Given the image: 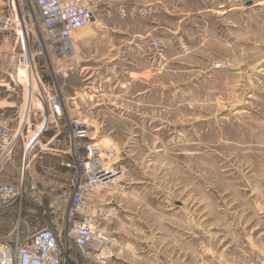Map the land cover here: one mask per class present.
Masks as SVG:
<instances>
[{"label": "rangeland", "instance_id": "374dc122", "mask_svg": "<svg viewBox=\"0 0 264 264\" xmlns=\"http://www.w3.org/2000/svg\"><path fill=\"white\" fill-rule=\"evenodd\" d=\"M100 2L117 3L131 33L147 36L102 34L97 21L78 34L75 58L60 63L77 69L57 74L67 115L55 130H68L69 116L88 121L92 138L117 146L122 167L118 183L93 193L113 257L72 254V264H240L264 253V0ZM9 54L0 43V111L12 122L24 100L8 90ZM37 61L47 78L56 71L49 57ZM110 61L115 74L106 72ZM49 136L36 158L28 155L26 172L44 192L30 198L46 218L54 182L64 193L75 178L72 145L71 171L60 176L50 148L65 142ZM21 144L2 181L18 182ZM4 218L0 231L8 232L15 217Z\"/></svg>", "mask_w": 264, "mask_h": 264}, {"label": "built area", "instance_id": "2783aa9c", "mask_svg": "<svg viewBox=\"0 0 264 264\" xmlns=\"http://www.w3.org/2000/svg\"><path fill=\"white\" fill-rule=\"evenodd\" d=\"M30 1L31 5L27 0H0V43L10 47L8 90L22 92L23 103L28 100L26 91L30 93L29 104L24 107L22 103L12 122L8 120V109L0 111V174L13 160L20 141L23 150L18 182L0 179V218L9 214L15 217L8 232L0 231V264H72V254L83 261L104 263L114 255V239L101 225L105 211L94 203L93 193L96 187L120 181L122 167L117 146L92 138L88 130L94 127L91 123L69 116L66 128L73 148L75 178L71 191L60 193L52 189L49 193L53 198L49 218L45 217L43 207L36 206L30 198L33 194L39 200L44 192L34 176L26 173L28 155L36 150L49 129L57 127L67 115L57 74L77 69L60 63L68 64L75 58L78 34L97 21L95 8L91 0ZM32 27L41 29L44 38ZM151 47L159 49V42L153 40ZM41 57H49L55 64L56 71L48 78L42 72L44 66L38 64ZM105 69L109 74L117 72L112 61ZM28 141L33 144L29 152ZM76 144L82 150L79 156L75 153ZM240 264H264V253Z\"/></svg>", "mask_w": 264, "mask_h": 264}, {"label": "crops", "instance_id": "0c3cea01", "mask_svg": "<svg viewBox=\"0 0 264 264\" xmlns=\"http://www.w3.org/2000/svg\"><path fill=\"white\" fill-rule=\"evenodd\" d=\"M91 1L94 5V8H95V14H96L97 21L103 23V25H104L102 27V30H100L98 28L99 33H102V34H103V32H106L107 34L111 33V32L112 33L113 32L114 33H125V36H129V37L147 36V35L141 34V33H137V34L131 33L130 25L128 23V21H130V20L128 19L127 15H125L123 13L121 14V11H119L118 8L115 9L117 6V3L111 4V6L107 7V6H103V4L100 2L102 0H91ZM126 48L128 50L134 51L136 49V46L129 45ZM48 133H50V136H49L50 138H53L54 140L56 138L63 139V141L65 142L64 146L59 145L58 147H56L55 142H53V144H52L53 146H51V148L48 147L51 150H53L56 157H58L57 158V162L59 163L58 174L60 176H62L65 173L70 172L71 171L70 168L72 167V166H70L71 161L69 160V156H70L69 130L66 129L63 131H60V130L57 131V130H55V128H53L51 131L47 132L46 134H48ZM44 136H43V138H44ZM49 143H48V145H49ZM32 147H33V144L29 143L28 148L31 150ZM37 149L38 148H36V150L33 152V154H31V155H33L34 158H36L37 155H39L38 152L41 151V150L37 151ZM44 150H48V149L44 148ZM22 151L23 150H21L20 154L22 153ZM18 154H19V152L16 153V155H18ZM35 179H36V175H35ZM37 181H36V183H37ZM52 187H53V189L58 190L60 188L59 181L54 182ZM3 219H5V218H3V217L0 218V224L2 223Z\"/></svg>", "mask_w": 264, "mask_h": 264}, {"label": "bare ground", "instance_id": "6f19581e", "mask_svg": "<svg viewBox=\"0 0 264 264\" xmlns=\"http://www.w3.org/2000/svg\"><path fill=\"white\" fill-rule=\"evenodd\" d=\"M77 61H78V58H77ZM72 64V63H71ZM73 65V64H72ZM72 65H69V66H72ZM20 77H22L21 75H20ZM27 90V89H26ZM25 97H27L28 98V102L26 101L25 103H23V106L25 107L26 106V104L28 103L29 104V102H30V93L28 92V90L26 91V94H25ZM34 102H35V104L38 106L39 105V103H38V101L37 100H34ZM41 129V128H40ZM28 144H29V141L26 143V146H27V151L29 152V148H28Z\"/></svg>", "mask_w": 264, "mask_h": 264}]
</instances>
